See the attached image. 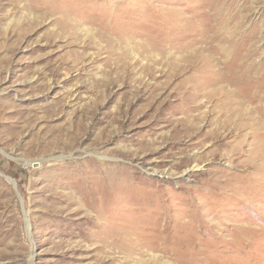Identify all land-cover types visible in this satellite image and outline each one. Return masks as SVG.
<instances>
[{"label":"rangeland","instance_id":"374dc122","mask_svg":"<svg viewBox=\"0 0 264 264\" xmlns=\"http://www.w3.org/2000/svg\"><path fill=\"white\" fill-rule=\"evenodd\" d=\"M256 119L264 0H0V264H264Z\"/></svg>","mask_w":264,"mask_h":264},{"label":"bare ground","instance_id":"6f19581e","mask_svg":"<svg viewBox=\"0 0 264 264\" xmlns=\"http://www.w3.org/2000/svg\"><path fill=\"white\" fill-rule=\"evenodd\" d=\"M232 46H233V44H232ZM229 48V47H228ZM226 51V50H225ZM237 52H236V54L234 55V56H236V55H242V53H243V51L241 50V49H238V50H236ZM230 52V51H229ZM225 55H226V53H225ZM229 54H227V56H228ZM236 61V60H235ZM235 61L233 60V61H231V60H228V59H225L223 62H222V64H223V67L227 70V71H231V69H233V68H238V67H240L242 64L240 63V62H238V63H235ZM229 71V72H230ZM235 74V73H234ZM248 75V74H247ZM232 76V75H231ZM236 78V77H235ZM234 78V79H235ZM229 79V78H228ZM230 79H231V77H230ZM232 81V80H231ZM230 81V82H231ZM229 82V84H231ZM233 82V81H232ZM220 89V88H219ZM228 92V91H227ZM259 92V91H258ZM231 93H233V92H231ZM254 93V92H253ZM255 94V93H254ZM253 96V95H252ZM249 99H250V97H249ZM234 102H239V103H237L238 105H240V110L239 109H236L235 108V105L233 106V104H234ZM241 101L236 97V96H233V94H231L230 95V92L227 94V95H225L224 96V98L221 100V104H222V110L224 111V113H225V115L227 116L226 118H229V120H232L233 118H239L240 119V117H242L243 116V110L244 111H247L248 112V110L249 109H247V108H245V106H244V104L243 103H240ZM252 103V102H251ZM261 106V105H260ZM253 110V109H252ZM250 111V110H249ZM244 117V116H243ZM247 117H249L248 115H247ZM231 118V119H230ZM253 118V117H252ZM236 119H233V120H235L236 121ZM248 119V118H247ZM246 119V120H247ZM250 119V118H249ZM238 120V119H237ZM241 120H243V118L241 119ZM252 120V119H251ZM256 120H258V119H256ZM261 120V119H260ZM262 122V121H261ZM261 122L258 120V123H259V126L258 127H255V128H252V132H251V134L253 135V137L255 136V137H257L258 136V140L256 141V142H259L256 146H255V148H254V151H255V156L257 157V159L259 160L258 162V165H256V166H258L257 167V170L259 171V174H260V172H263V170H264V167H263V165H261L262 163L264 164V125L263 124H261ZM240 123V122H239ZM229 124V123H228ZM250 124V123H249ZM230 125V124H229ZM247 126V125H246ZM235 127V126H234ZM251 127V126H250ZM249 127V128H250ZM228 128V127H227ZM233 128V127H232ZM244 128V127H243ZM230 129V128H229ZM251 130V129H250ZM238 131V130H237ZM233 134V133H232ZM259 136H262V138L260 139L259 138ZM263 161V162H262ZM261 162V163H260ZM255 163V162H254ZM40 166V164H39V162H35V163H33V166ZM28 218V217H27ZM28 228H29V224H28Z\"/></svg>","mask_w":264,"mask_h":264}]
</instances>
